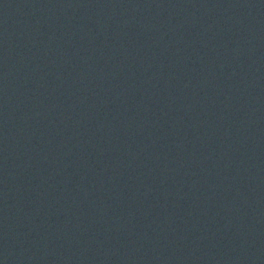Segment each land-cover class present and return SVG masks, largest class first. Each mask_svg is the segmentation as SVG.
Listing matches in <instances>:
<instances>
[{"label":"water","instance_id":"water-1","mask_svg":"<svg viewBox=\"0 0 264 264\" xmlns=\"http://www.w3.org/2000/svg\"><path fill=\"white\" fill-rule=\"evenodd\" d=\"M0 264H264V0H0Z\"/></svg>","mask_w":264,"mask_h":264}]
</instances>
